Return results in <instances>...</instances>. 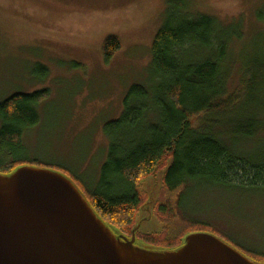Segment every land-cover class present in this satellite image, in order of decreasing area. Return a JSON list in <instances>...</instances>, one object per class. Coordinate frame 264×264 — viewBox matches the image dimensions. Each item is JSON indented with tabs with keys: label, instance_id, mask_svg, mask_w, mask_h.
Masks as SVG:
<instances>
[{
	"label": "rangeland",
	"instance_id": "1",
	"mask_svg": "<svg viewBox=\"0 0 264 264\" xmlns=\"http://www.w3.org/2000/svg\"><path fill=\"white\" fill-rule=\"evenodd\" d=\"M166 8L167 0H0V102L15 93L48 91L36 105L38 123L24 129L21 164L60 170L84 194L99 185L110 145L105 126L120 118L132 85H145L152 103L163 80L150 64ZM187 11L222 23L243 20L244 36L230 46L231 60L237 56L223 68L231 89L237 88L257 57L264 60V0H189ZM111 35L121 47L107 62L104 42ZM189 54L198 58L205 51L193 48ZM262 92L264 98V87ZM246 93L236 111L252 105ZM2 123L0 117V128ZM228 142L242 153L256 152L264 146V132ZM12 159L1 152L0 171L13 168ZM161 173L158 169L156 180L148 176L140 184L151 198ZM145 204L138 220L148 216ZM183 206L245 254L264 255V188L202 178L190 183ZM160 226L154 217L143 222L145 230Z\"/></svg>",
	"mask_w": 264,
	"mask_h": 264
},
{
	"label": "trees",
	"instance_id": "2",
	"mask_svg": "<svg viewBox=\"0 0 264 264\" xmlns=\"http://www.w3.org/2000/svg\"><path fill=\"white\" fill-rule=\"evenodd\" d=\"M188 9L189 0H167L150 64L163 80L152 103L145 85L130 87L120 118L104 129L110 145L100 183L85 194L113 231L131 237L138 212L151 197L140 184L148 176L156 180L161 169L162 183L151 207L161 226L145 230L142 224L136 230V243L155 248H178L191 232L221 237L210 223L190 217L184 208V194L192 181L208 178L235 187L264 188V146L242 153L228 142L264 132L258 111H264L259 94L264 87V60L257 57L251 74L244 71L241 85L231 89L223 68L237 56L238 52L231 60L230 46L243 38V20L222 23L205 13L191 15ZM120 47L118 37L105 39L107 62ZM200 47L205 51L201 57L189 54ZM247 91L252 105L236 111ZM47 94V90L15 93L0 102V153L6 151L13 158V168L22 165L18 151L24 129L38 123L36 105ZM256 254L259 258L249 256L264 260L263 254Z\"/></svg>",
	"mask_w": 264,
	"mask_h": 264
},
{
	"label": "water",
	"instance_id": "3",
	"mask_svg": "<svg viewBox=\"0 0 264 264\" xmlns=\"http://www.w3.org/2000/svg\"><path fill=\"white\" fill-rule=\"evenodd\" d=\"M155 199L128 237L60 170L22 164L0 171V264H264L206 231L189 233L175 249L136 243Z\"/></svg>",
	"mask_w": 264,
	"mask_h": 264
},
{
	"label": "flooded vegetation",
	"instance_id": "4",
	"mask_svg": "<svg viewBox=\"0 0 264 264\" xmlns=\"http://www.w3.org/2000/svg\"><path fill=\"white\" fill-rule=\"evenodd\" d=\"M10 171V170H9Z\"/></svg>",
	"mask_w": 264,
	"mask_h": 264
}]
</instances>
